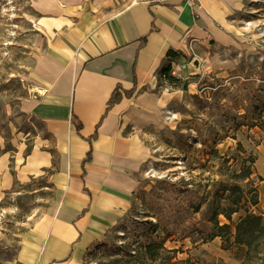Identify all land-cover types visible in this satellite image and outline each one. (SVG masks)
Returning <instances> with one entry per match:
<instances>
[{"label": "rangeland", "instance_id": "rangeland-1", "mask_svg": "<svg viewBox=\"0 0 264 264\" xmlns=\"http://www.w3.org/2000/svg\"><path fill=\"white\" fill-rule=\"evenodd\" d=\"M30 5L0 0V152L47 135L26 106L40 94L29 73L46 43ZM226 23L188 37L142 89L135 130L146 158L130 206L78 264H264V236L249 254L233 242L245 210L264 216L254 171L264 155V0H241ZM236 200L230 219L216 213ZM56 202L48 172L14 181L0 197V264H21L23 236Z\"/></svg>", "mask_w": 264, "mask_h": 264}, {"label": "crops", "instance_id": "crops-1", "mask_svg": "<svg viewBox=\"0 0 264 264\" xmlns=\"http://www.w3.org/2000/svg\"><path fill=\"white\" fill-rule=\"evenodd\" d=\"M240 1L198 0L192 7L185 0H29L46 43L29 73L40 94L26 106L47 135L33 134L0 152V197L14 181L48 172L57 202L23 236L21 264H78L118 222L146 158L135 130L146 105L142 89L164 66L168 50L182 48L188 37L221 34L218 25H227ZM117 84L134 92L106 111ZM89 143L91 159L83 164ZM254 165L264 203V155Z\"/></svg>", "mask_w": 264, "mask_h": 264}, {"label": "trees", "instance_id": "trees-1", "mask_svg": "<svg viewBox=\"0 0 264 264\" xmlns=\"http://www.w3.org/2000/svg\"><path fill=\"white\" fill-rule=\"evenodd\" d=\"M155 26L153 21L151 22V29L155 30ZM147 35H142L139 38V46H142L146 42ZM174 50H168L167 55L173 56ZM134 92V88L131 89H123L121 85L117 84L113 91L111 92L109 99L107 101V107L106 111L110 109L115 103L119 102L123 97H131ZM73 121L75 123L76 129L79 130L81 128L80 121H77L76 116H73ZM96 133L91 135V138H95ZM91 153H92V147L91 143H89V149L86 152L85 157L83 158V164L91 159ZM248 176V173L247 175ZM259 180H262V177H258ZM239 200L233 201V204H236L235 207L228 206L226 208H222L221 211L216 212L217 214L222 213L227 219H230V216L233 212L237 211V203ZM253 205L258 203V199L254 198L251 202ZM264 208V203H263ZM84 213V210L82 211V214ZM218 229L227 228L229 229V224L224 223L222 225H218L216 222ZM228 233H230V230H228ZM217 235V233L215 234ZM264 236V216L261 214H255L252 211L245 210V215L239 218V221L235 225V232L233 235V242L248 247V254L251 252L250 248L253 246V244L259 245L260 238ZM256 246V247H257ZM257 250V249H256Z\"/></svg>", "mask_w": 264, "mask_h": 264}, {"label": "built area", "instance_id": "built-area-1", "mask_svg": "<svg viewBox=\"0 0 264 264\" xmlns=\"http://www.w3.org/2000/svg\"><path fill=\"white\" fill-rule=\"evenodd\" d=\"M185 1L188 2L192 7H194L198 2V0H185Z\"/></svg>", "mask_w": 264, "mask_h": 264}, {"label": "bare ground", "instance_id": "bare-ground-1", "mask_svg": "<svg viewBox=\"0 0 264 264\" xmlns=\"http://www.w3.org/2000/svg\"><path fill=\"white\" fill-rule=\"evenodd\" d=\"M151 167V164H148L147 167L145 168V171H149Z\"/></svg>", "mask_w": 264, "mask_h": 264}]
</instances>
